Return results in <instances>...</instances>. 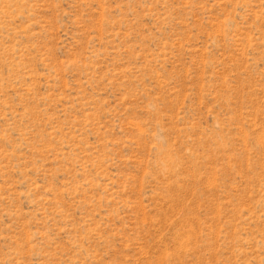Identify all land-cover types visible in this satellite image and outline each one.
<instances>
[{
  "label": "rangeland",
  "instance_id": "1",
  "mask_svg": "<svg viewBox=\"0 0 264 264\" xmlns=\"http://www.w3.org/2000/svg\"><path fill=\"white\" fill-rule=\"evenodd\" d=\"M0 264H264V0H0Z\"/></svg>",
  "mask_w": 264,
  "mask_h": 264
}]
</instances>
